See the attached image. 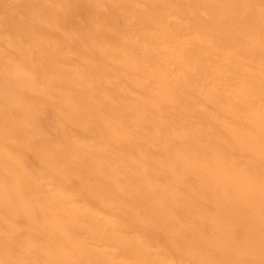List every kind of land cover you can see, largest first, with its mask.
I'll return each mask as SVG.
<instances>
[{
  "label": "bare ground",
  "instance_id": "1",
  "mask_svg": "<svg viewBox=\"0 0 264 264\" xmlns=\"http://www.w3.org/2000/svg\"><path fill=\"white\" fill-rule=\"evenodd\" d=\"M0 0V264H264V0Z\"/></svg>",
  "mask_w": 264,
  "mask_h": 264
},
{
  "label": "rangeland",
  "instance_id": "2",
  "mask_svg": "<svg viewBox=\"0 0 264 264\" xmlns=\"http://www.w3.org/2000/svg\"><path fill=\"white\" fill-rule=\"evenodd\" d=\"M21 3H22V1L20 2L19 0L18 1H14V2L11 3V6H16L17 7Z\"/></svg>",
  "mask_w": 264,
  "mask_h": 264
}]
</instances>
